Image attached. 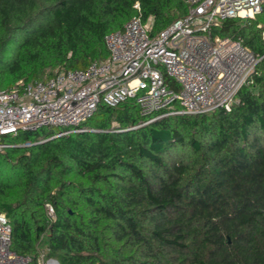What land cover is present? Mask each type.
Returning <instances> with one entry per match:
<instances>
[{
    "label": "trees",
    "instance_id": "trees-1",
    "mask_svg": "<svg viewBox=\"0 0 264 264\" xmlns=\"http://www.w3.org/2000/svg\"><path fill=\"white\" fill-rule=\"evenodd\" d=\"M188 11L184 0H0V91L106 60V36L135 16L156 34ZM262 23L264 11L214 34L264 56ZM238 97L230 112L139 128L150 118L135 103L101 105L86 132L8 139L12 250L30 264H264V59Z\"/></svg>",
    "mask_w": 264,
    "mask_h": 264
},
{
    "label": "built area",
    "instance_id": "built-area-1",
    "mask_svg": "<svg viewBox=\"0 0 264 264\" xmlns=\"http://www.w3.org/2000/svg\"><path fill=\"white\" fill-rule=\"evenodd\" d=\"M184 1L188 14L159 33H152L153 23L135 16L123 30L108 34L106 60L0 91V153L16 146L8 139L21 132H54L39 143L86 132V123L101 105L135 103L141 116L150 118L136 128L168 117L199 116L221 108L230 112L243 87L253 84L264 56L242 39L214 31L227 20L255 19L264 11V0ZM135 7L140 9L139 4ZM47 207L54 219V208ZM30 262L12 250L11 224L0 214V264Z\"/></svg>",
    "mask_w": 264,
    "mask_h": 264
},
{
    "label": "rangeland",
    "instance_id": "rangeland-1",
    "mask_svg": "<svg viewBox=\"0 0 264 264\" xmlns=\"http://www.w3.org/2000/svg\"><path fill=\"white\" fill-rule=\"evenodd\" d=\"M148 23H150V24H152V20L151 21H149ZM259 27V26H258ZM264 27V25H263V23H262V28ZM21 135L24 137V135H25V132H21ZM10 139V138H9ZM44 250V252H43V255H45L46 253L45 252H47V249L46 248H44L43 249ZM51 260H56V259H50L49 261H51ZM42 261H44V259L42 258ZM49 261H44L45 263L47 262L48 264H50L49 263ZM57 261V260H56Z\"/></svg>",
    "mask_w": 264,
    "mask_h": 264
},
{
    "label": "crops",
    "instance_id": "crops-1",
    "mask_svg": "<svg viewBox=\"0 0 264 264\" xmlns=\"http://www.w3.org/2000/svg\"><path fill=\"white\" fill-rule=\"evenodd\" d=\"M49 263H50V264H56V263H55V260H51Z\"/></svg>",
    "mask_w": 264,
    "mask_h": 264
},
{
    "label": "water",
    "instance_id": "water-1",
    "mask_svg": "<svg viewBox=\"0 0 264 264\" xmlns=\"http://www.w3.org/2000/svg\"><path fill=\"white\" fill-rule=\"evenodd\" d=\"M55 263H56V264H60V263H59L58 261H56V260H55Z\"/></svg>",
    "mask_w": 264,
    "mask_h": 264
}]
</instances>
